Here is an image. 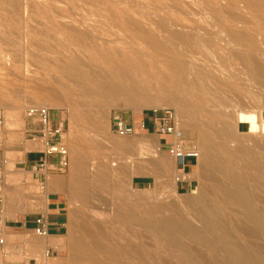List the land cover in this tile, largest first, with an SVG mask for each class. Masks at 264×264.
<instances>
[{"label": "rangeland", "instance_id": "374dc122", "mask_svg": "<svg viewBox=\"0 0 264 264\" xmlns=\"http://www.w3.org/2000/svg\"><path fill=\"white\" fill-rule=\"evenodd\" d=\"M14 3L15 12L20 19L18 39L14 43L5 41L4 44L3 36L0 35V160L9 161L4 167L2 162L0 163V199L2 200L0 201L2 206L0 214H10V216H3L5 219L0 218V234L4 231L7 232L6 246L0 250V264H39L44 251L47 249L46 246L43 249H38L37 241L41 236L36 233L31 236L20 237L16 222L9 220L14 218L13 208H4L12 194V189H10L11 193L9 194L8 188H12L20 172L19 166L15 167L14 149L19 147L20 140L26 137V111L30 106H47L53 109V117L61 114L66 118V129L63 136L69 148L70 166L65 172L54 173L50 179L64 180L66 189H59L58 191L67 201L68 230L61 237L60 246L55 253L61 259H55L53 263L90 264L83 260L81 254L78 252L75 254L71 245V239L82 237L84 234L83 223H87L90 232H93V236L91 234L88 241L94 248L98 259L97 264H167L166 262L179 264L178 259L175 258L178 252L169 247L170 245L164 239H160L159 235L151 229L141 228L142 226L137 224L131 225L124 216L126 206L130 204H135L137 210L147 218L152 213L160 216V213L157 212L160 211L158 205L174 199L178 203L181 201L180 204L182 205L184 198L187 197L186 194L192 190L191 188L184 193L177 190V179L176 182L173 181L174 177L178 178L177 163H174L176 162L175 159L168 154L161 144L160 136L151 133L154 131L153 111L155 109L134 110V108L126 106L123 101H118L107 107L99 101L91 100H86L82 105L72 103V98L63 89L56 87L51 80V76L58 69L57 54L64 53L62 55L64 57L79 56L86 61L90 60L98 65L102 64L105 70H109L112 76L127 88L136 86L149 92L151 94L150 103L160 105L156 109L159 111L168 108L176 111L173 107L172 94L177 93L178 97L186 101V109L182 110L183 115L179 117L180 122L195 124L193 125L194 129L182 124L181 129L184 132L185 141L189 145L198 147L200 156L202 152L199 144L201 143L200 135L209 134L222 144L224 152L229 153L230 151L236 155H239V146L242 149H249L252 141L255 140L258 144L255 146L256 148L252 147L253 155L263 157L264 160V147L262 148L264 144V89L259 88V85L264 83V76L256 73L254 68L256 64L264 65V58L262 59L264 57V0H15ZM11 5L12 3L9 1L4 3V7L7 9ZM236 6L239 10H236ZM238 18H243V20ZM0 23L3 27L6 25L4 19ZM230 30L232 33L229 32ZM196 31L200 32L197 33ZM201 32L204 33L201 35ZM210 33L213 36L209 35ZM224 33L226 34L224 35ZM203 34H207V37ZM243 34L246 35L243 36ZM82 36L94 40L101 51L98 53L89 48L88 45L79 43L78 41ZM179 36L181 37L179 38ZM219 37L222 39L220 40ZM246 37L248 38L247 41ZM7 43L14 45L11 46ZM227 43L232 45L229 46ZM236 47L237 49L239 47L240 50L235 49ZM199 67H202L201 70ZM253 73L255 76L252 75ZM244 74L247 75L240 76ZM159 76L161 77L158 78ZM189 76L190 78H187ZM249 82L251 86L248 85ZM255 82L257 83L255 84ZM54 88L57 89L56 92ZM188 91H190L189 94ZM35 96L38 98H33ZM99 113L103 114V119L98 118ZM143 115H146L144 118L146 131L137 129L136 132L124 136L112 131L115 117L120 116L129 122L133 117L137 118ZM225 125L233 129L234 135L227 136L224 134ZM26 138L29 139V136ZM41 148L44 149L43 146ZM126 148L130 152L126 151ZM130 149H133L132 153ZM134 152L135 154H133ZM78 153L84 156L85 164L83 167L87 171V180L92 186L89 203L88 200H83L74 194V190L79 185L78 176L80 172L78 167L72 166V159ZM260 153L263 154L260 155ZM163 157L169 158V164L175 170L167 177L160 176L156 172L155 165L152 166L155 160L161 161ZM149 160H152L153 163ZM88 161L90 163H87ZM10 163H13V166ZM102 164H105L106 167ZM197 166L198 163L194 166L191 176L193 179L192 187L199 186L197 179L200 184L199 167ZM103 172L107 174L108 182L104 187L98 178V175ZM128 175L131 176L128 177ZM205 184L209 185L208 182ZM129 185L134 186V188ZM181 189H187L185 183H182ZM170 191L172 194L169 193ZM257 193L259 197L261 196L257 205L264 210V201H262L264 188ZM163 194L165 197L162 196ZM108 199L109 202H107ZM178 199L180 200L178 201ZM233 211L234 207L231 203L223 205V215L229 220L222 230L229 229L234 235L233 237L238 239L239 243L243 242L242 245L244 246L262 249L264 245L263 236L258 238L249 232L240 233L236 230V225L245 228L248 224L245 222L244 224L238 216L232 213ZM104 219L106 221L101 223V220L104 221ZM99 221L100 224H97ZM100 227L101 232H99ZM129 227L133 233L129 231ZM103 233H106L108 238ZM247 235L248 238L249 236L251 238L248 239ZM99 238L102 243H99V240L96 241ZM187 241L188 239H185L187 244L194 245L192 241ZM97 244L102 247L104 244L108 247L104 246L105 249L103 247V250L100 248L101 253ZM166 244L169 245L170 249ZM260 244L261 246H259ZM129 245L141 247L142 251H138H144V253L139 252L137 254L134 252L132 254L128 251L127 255L124 250L126 251ZM108 250L114 251L109 252ZM203 251L209 254L207 249H203ZM114 254L116 257L112 256ZM159 254L161 255L159 256Z\"/></svg>", "mask_w": 264, "mask_h": 264}, {"label": "bare ground", "instance_id": "6f19581e", "mask_svg": "<svg viewBox=\"0 0 264 264\" xmlns=\"http://www.w3.org/2000/svg\"><path fill=\"white\" fill-rule=\"evenodd\" d=\"M9 1L12 3L10 8H5L4 3ZM15 0H0V21L3 19L6 21V25L4 27L0 23V35L3 36V42L8 41L10 43H14L17 41L19 36V25L20 19L15 12ZM129 2V1H128ZM196 3V2H195ZM252 3V2H251ZM197 4V3H196ZM218 4V3H217ZM253 4V3H252ZM241 5V4H240ZM259 5V4H258ZM264 5V4H263ZM200 6V5H198ZM218 6V5H217ZM244 6V5H243ZM191 7V6H190ZM219 7V6H218ZM226 7V6H225ZM230 7V6H229ZM234 7V6H232ZM174 8V7H173ZM238 7L236 6V10ZM216 9V8H215ZM232 9V8H230ZM193 10V9H191ZM224 10V9H223ZM226 10V9H225ZM233 10V9H232ZM235 10V11H236ZM245 12L246 10L243 9ZM250 10V9H249ZM178 11V10H177ZM196 11V10H195ZM234 11V12H235ZM205 12V11H204ZM202 12V13H204ZM228 12V11H227ZM238 12V11H236ZM229 13V12H228ZM251 13V12H250ZM226 14V13H225ZM238 14H240L238 12ZM237 14V15H238ZM242 14V13H241ZM229 15V14H228ZM236 15V16H237ZM247 15V14H245ZM233 16V15H232ZM239 17V16H238ZM245 17V16H244ZM248 17V16H247ZM246 17V18H247ZM208 18V17H207ZM224 18V17H223ZM235 18V17H234ZM250 18V17H249ZM163 19V18H162ZM170 19V18H169ZM220 19V17H219ZM237 19V18H236ZM242 19L243 18H238ZM251 19V18H250ZM255 19V18H254ZM259 19V18H258ZM164 20V19H163ZM210 20V19H209ZM247 20V19H246ZM264 20V19H263ZM262 20V21H263ZM215 22V21H214ZM222 22V21H221ZM253 22V20H252ZM212 23V22H211ZM255 23V22H254ZM253 23V24H254ZM176 24V22H175ZM231 24V23H230ZM250 24V23H249ZM214 25V24H213ZM238 26V25H237ZM240 26V25H239ZM176 27V26H175ZM192 29V28H191ZM195 29V28H194ZM209 29V28H208ZM213 29V28H212ZM215 29V28H214ZM237 29V28H236ZM262 29V28H261ZM260 29V30H261ZM264 30V29H263ZM184 31V30H183ZM190 31V30H189ZM259 31V30H258ZM91 32V31H90ZM176 32V31H175ZM179 32V31H178ZM194 32V31H193ZM197 32V31H196ZM200 32V31H199ZM197 32V33H199ZM231 32V30L229 31ZM251 32V31H250ZM260 32V31H259ZM262 32V31H261ZM187 33V32H185ZM195 33V32H194ZM204 32H201V35ZM206 33V32H205ZM221 34V32H219ZM232 33V32H231ZM255 33V32H254ZM78 34V33H77ZM182 34V33H181ZM217 34V33H216ZM226 33H224L225 35ZM256 34V33H255ZM259 34V33H258ZM85 35V34H84ZM207 35V34H206ZM203 34V36H206ZM209 35H212L211 33ZM226 38V36H224ZM246 34H243V36ZM190 36V35H189ZM213 36V35H212ZM211 36V37H212ZM221 36V35H218ZM181 36H179L180 38ZM207 37V36H206ZM217 37V36H216ZM259 37V35H258ZM194 38V37H193ZM247 38V37H246ZM250 38V37H249ZM255 38V36H254ZM264 38V37H263ZM178 39V38H177ZM200 39V38H199ZM198 39V40H199ZM221 40L222 38L219 37ZM237 39V38H236ZM10 40V41H9ZM201 40V39H200ZM239 40V39H238ZM236 40V41H238ZM242 40V39H241ZM248 38L246 39V41ZM259 40V39H258ZM190 41V40H189ZM216 41V40H215ZM82 45H88L89 48H92L94 51L98 53L101 51L98 44H95V41L89 38H84L83 36L78 41ZM196 42V41H195ZM206 42V41H205ZM208 42V41H207ZM214 42V41H213ZM225 42V41H224ZM224 42H221L224 44ZM227 42V39H226ZM232 42V41H230ZM239 42V41H238ZM7 43L11 46L14 44ZM198 43V42H196ZM219 43V42H218ZM235 43V42H234ZM250 43V41H249ZM229 43H227L228 45ZM199 45V44H198ZM232 44H229V46ZM256 45V44H255ZM200 46V45H199ZM209 46V45H208ZM226 46V45H225ZM235 46V45H234ZM238 46V45H237ZM243 46V45H242ZM218 47V46H217ZM203 48V47H202ZM234 48V47H233ZM232 48V49H233ZM13 49V48H12ZM221 49V48H219ZM237 49V47L235 48ZM234 49V50H235ZM240 50V48L238 47ZM237 49V50H238ZM262 49V48H261ZM204 50V48H203ZM244 50V49H243ZM222 51V50H221ZM242 51V49H241ZM252 51V50H251ZM243 52V51H242ZM245 52V51H244ZM263 52V51H262ZM246 53V52H245ZM250 53V52H249ZM256 53V52H253ZM64 53L57 54L58 59V69L56 73L51 76V80L56 87H60L64 90V92L72 98V103H76L78 105H82L86 100L91 101H99L103 106L107 107L116 103L118 101H123L126 106H130L134 108V110L142 109V108H152L158 109L160 105L150 103L151 94L145 91L143 88L135 87H126L122 82L116 80L112 73L109 70H105L102 64L93 63L90 60L86 61L82 57L79 56H62ZM261 54V53H260ZM263 54V53H262ZM90 55V54H89ZM128 55V54H127ZM259 55V54H258ZM257 56V55H256ZM227 58V56H225ZM264 57H262L263 59ZM228 59V58H227ZM259 59V57H258ZM16 60V59H15ZM264 60V59H263ZM220 61V60H219ZM109 62V61H108ZM253 62V61H251ZM259 62V61H258ZM137 63V62H136ZM174 63V62H173ZM179 64V63H178ZM241 64V63H240ZM255 64V63H254ZM222 65V64H220ZM244 65V64H243ZM189 66V65H188ZM198 67V66H197ZM214 67V66H213ZM217 67V66H216ZM227 67V66H226ZM238 67V66H237ZM180 68V67H179ZM189 68V67H188ZM192 68V67H191ZM190 68V69H191ZM200 68V67H199ZM202 68V67H201ZM201 68L199 70H201ZM211 68V67H210ZM220 68V67H218ZM223 68V67H221ZM255 72L260 76H264V65L256 64L254 65ZM193 69V68H192ZM196 69V67H195ZM212 69V68H211ZM216 69V68H215ZM224 69V68H223ZM239 69V68H238ZM242 69V68H241ZM183 70V69H182ZM203 70V69H202ZM213 70V69H212ZM243 70V69H242ZM179 71V70H178ZM196 71V70H195ZM205 71V70H204ZM215 71V70H214ZM217 71H219L217 69ZM223 71V70H222ZM220 71V72H222ZM233 71V70H231ZM237 71V69H236ZM203 72V71H202ZM216 72V71H215ZM225 72V71H223ZM243 72V71H241ZM240 72V74H241ZM14 73V72H13ZM184 73V71H183ZM209 73V72H208ZM226 73V72H225ZM192 74V73H191ZM199 74V73H198ZM205 74V73H204ZM238 74V72H237ZM134 75V74H133ZM157 75V74H155ZM222 75V74H221ZM247 74L240 75L246 76ZM254 75V73L252 74ZM193 76V75H192ZM195 76V75H194ZM209 76V75H208ZM238 76V75H237ZM255 76V75H254ZM135 77V76H134ZM159 76L158 78H160ZM174 77V76H173ZM186 77V76H185ZM163 78V77H162ZM187 78H190L187 77ZM213 78V77H212ZM216 78V77H214ZM225 78H227L225 76ZM247 78V77H246ZM257 78V77H256ZM176 79V78H175ZM250 79V78H249ZM264 79V78H263ZM193 80V79H192ZM231 80V79H229ZM245 80V79H244ZM196 81V80H195ZM246 81V80H245ZM244 81V82H245ZM253 81V80H252ZM251 81V82H252ZM241 82V81H240ZM254 82V81H253ZM260 82V81H259ZM207 83V82H206ZM210 83V82H208ZM257 82H255L256 84ZM246 84V83H244ZM248 84V83H247ZM254 84V85H255ZM250 85V82L248 84ZM253 85V86H254ZM258 85V84H257ZM256 85V86H257ZM205 86V85H204ZM255 86V87H256ZM259 88L264 89V83L259 85ZM189 87V86H188ZM187 87V88H188ZM212 87V86H211ZM245 88V86H243ZM258 87V86H257ZM136 88V89H135ZM173 88V87H172ZM213 88V87H212ZM253 88V87H252ZM199 89V87H198ZM205 89V87H204ZM51 90V89H49ZM55 92L57 89H55ZM200 90V89H199ZM254 90V89H253ZM220 91V90H219ZM218 91V92H219ZM257 91V89H256ZM254 91V92H256ZM51 92H54L51 90ZM190 91H188L189 94ZM259 92V90L257 91ZM256 92V93H257ZM58 93V92H57ZM60 93V92H59ZM208 93V92H207ZM214 93V92H213ZM205 94V93H203ZM221 94V93H220ZM156 95V94H155ZM192 95V94H191ZM257 95V94H256ZM193 96V95H192ZM204 96V95H203ZM216 96V95H215ZM228 96V95H227ZM188 97V95H187ZM222 97V96H221ZM35 99L38 96L33 97ZM194 98V97H193ZM205 99V98H204ZM229 99V98H228ZM263 99V98H262ZM149 100V102H148ZM167 100V99H166ZM207 100V99H206ZM172 101L174 103L173 107L177 112V124L180 128H182V124L194 129L191 122L186 123L183 121L180 122V116L182 114V110L186 107V101L183 98L178 97L177 93L172 94ZM234 101V100H233ZM35 103V101H33ZM161 102V101H160ZM167 102V101H166ZM216 102V101H215ZM188 103V102H187ZM209 103V102H208ZM207 103V104H208ZM122 104V103H121ZM220 104V103H218ZM162 105V104H161ZM206 105V103H205ZM189 106V105H188ZM196 106V105H195ZM200 106V105H198ZM235 107V106H234ZM90 108V107H89ZM202 108V107H201ZM226 108V107H224ZM249 108V107H248ZM95 109V108H94ZM186 109V108H185ZM214 109V108H213ZM227 109V108H226ZM238 109V108H237ZM200 110V109H199ZM212 110V109H211ZM210 110V111H211ZM225 110V109H224ZM229 110V109H228ZM262 110V109H261ZM107 111V110H106ZM208 111V110H207ZM227 112V110H226ZM230 112V110H229ZM239 113V111H237ZM246 112V111H245ZM248 112V111H247ZM231 113V112H230ZM262 113V112H261ZM260 113V114H261ZM214 114V113H212ZM216 114V113H215ZM200 115V114H199ZM227 115V114H226ZM225 115V116H226ZM231 115V114H230ZM238 115V114H236ZM250 115V114H249ZM262 115V114H261ZM260 115V116H261ZM214 117V116H213ZM230 117V116H229ZM98 118L103 119V114L99 113ZM189 118V117H188ZM215 118V117H214ZM253 118V117H252ZM204 119V118H203ZM221 119V118H220ZM262 120V119H261ZM196 121V120H195ZM202 121V120H201ZM222 123V122H221ZM260 123V122H259ZM198 124V123H197ZM202 124V123H201ZM213 124V123H212ZM226 124V123H225ZM261 124V123H260ZM199 125V124H198ZM215 126V125H214ZM217 126V125H216ZM215 126V127H216ZM221 126V125H220ZM232 126V125H231ZM236 126V125H235ZM258 126V125H257ZM224 134L227 136L234 135L233 129L227 125L224 126ZM201 128V127H200ZM204 128V127H203ZM217 129V128H216ZM197 130V129H196ZM207 130V129H206ZM210 130V129H209ZM218 130V129H217ZM261 130V129H259ZM237 131V130H236ZM250 131V129H249ZM248 131V132H249ZM210 132V131H206ZM261 132V131H260ZM219 133V132H218ZM223 133V132H222ZM221 133V134H222ZM255 134V133H254ZM253 134V135H254ZM215 135V134H214ZM220 135V133H219ZM225 135V136H226ZM236 135V134H235ZM257 135V134H256ZM224 136V135H222ZM238 136V135H237ZM259 136V135H258ZM247 137V136H246ZM264 137V136H263ZM218 138V137H217ZM223 138V137H221ZM239 140V138H237ZM252 139V138H251ZM70 142V141H69ZM114 142V141H113ZM115 142H117L115 140ZM200 146L202 149L201 156L198 160L199 167V180L198 185L196 187H192V190L189 194H186L187 197L184 198L183 204L176 202L174 200L166 201L168 203L158 205V213L160 216H156L158 214H150V217H145L137 210L135 204H130L126 206L125 214L126 220L131 225H140L141 228L151 229L154 233L159 235L160 239H164L167 247H171L178 252L177 258L179 264H264V245L261 249L260 247L257 249L255 247H247L242 245L243 242H238V239H235L228 230H222L227 224V217L225 218L223 215V205L225 203H231L234 207V211L232 212L234 215L238 216L241 221L248 226L243 228V226H237L236 230L240 233L249 232L252 235L263 236L264 237V210L261 209V206L258 207L257 201H260L258 191L264 188V160L263 157L254 156L252 151V147L257 146L255 140L252 141L249 149H242L239 146L238 154L226 153L222 150V144L216 141L211 135L204 134L200 135ZM225 142V141H224ZM228 142V141H227ZM126 143V142H125ZM229 143V142H228ZM231 144V143H230ZM120 145V144H119ZM124 145V144H123ZM134 145V144H132ZM233 145V144H231ZM117 146V144H116ZM130 146V145H129ZM136 146V145H135ZM134 146V147H135ZM227 146H229L227 144ZM245 146V147H246ZM261 146V145H260ZM125 147V146H124ZM231 147V146H230ZM243 147V146H242ZM264 147V144L262 148ZM83 148V147H82ZM94 148V147H93ZM101 148V147H100ZM117 148V147H116ZM256 148V147H255ZM258 148V147H257ZM261 148V147H260ZM259 148V149H260ZM71 149V148H70ZM95 149V148H94ZM120 149V148H119ZM122 150V149H121ZM124 150V149H123ZM131 150V149H130ZM72 151V150H71ZM126 151L130 152L127 148ZM133 149L131 150L132 153ZM262 151V150H257ZM257 151H255L257 153ZM264 151V150H263ZM80 152V151H79ZM161 152V151H160ZM234 152V151H233ZM236 152V151H235ZM73 153V151H72ZM124 153V152H123ZM135 154V152L133 153ZM263 154V153H262ZM260 153V155H262ZM131 155V154H129ZM259 155V154H258ZM116 157V156H115ZM135 157V156H134ZM158 157V156H157ZM73 158V157H72ZM112 158V157H111ZM145 158V157H144ZM136 159V158H134ZM90 160V159H88ZM92 160V159H91ZM143 160V159H142ZM146 160V159H145ZM148 160V159H147ZM152 161V160H151ZM149 160V162H151ZM119 162V161H117ZM156 172L163 177H167L172 171L174 172L169 164V158L163 157L162 160H155ZM87 163H90L89 161ZM121 163V162H120ZM153 163V161H152ZM151 163V164H152ZM176 163V162H174ZM72 166H76L79 168V176H78V187L74 190V194L80 197L83 200L91 199L92 195V186L87 180V171L83 167L85 164V159L83 154L78 153L74 159H72ZM106 164V163H105ZM105 164L103 166H105ZM118 164V163H117ZM98 165V164H97ZM116 165V164H115ZM88 166V165H87ZM90 166V165H89ZM176 166V164H175ZM98 167V166H97ZM96 167V168H97ZM106 167V166H105ZM108 167V166H107ZM136 167V166H135ZM99 168V167H98ZM109 168V167H108ZM118 168V167H117ZM114 169V168H113ZM123 169V168H122ZM121 169V170H122ZM140 169V168H139ZM111 170V169H109ZM120 170V169H119ZM120 170V171H121ZM150 171V169H148ZM127 171V170H125ZM131 171V170H130ZM140 171V170H139ZM143 171V170H142ZM112 173V171H111ZM124 173V172H123ZM128 173V172H127ZM176 173V172H175ZM95 174V173H94ZM113 174V173H112ZM129 174V173H128ZM140 174V173H139ZM142 174V173H141ZM110 175V174H109ZM178 175V173H177ZM127 176V175H126ZM131 176V175H130ZM128 175V177H130ZM141 176V175H140ZM176 176V175H175ZM190 176V175H189ZM110 177V176H109ZM98 178L101 184L106 186L107 182V174L103 172L98 175ZM133 179V178H132ZM177 178L174 177L173 181L176 182ZM195 179V180H196ZM112 182V181H111ZM128 182V181H126ZM161 182V181H160ZM205 182H208L207 186ZM92 183V182H91ZM130 183V182H129ZM167 183V182H166ZM94 184V183H93ZM113 185V184H112ZM170 185V184H169ZM118 186V185H117ZM130 187L131 186L129 185ZM159 186V185H158ZM97 187V186H96ZM113 188V187H112ZM116 188V187H114ZM104 189V188H103ZM147 189V188H146ZM143 190V189H142ZM149 190V189H148ZM163 190V189H160ZM153 191V190H152ZM157 191V190H156ZM165 191V190H164ZM176 192V191H173ZM263 192V191H262ZM71 193V192H70ZM109 193V192H108ZM152 193V192H151ZM171 193V191L169 192ZM73 194V193H72ZM113 194V193H111ZM160 194V193H159ZM172 194V193H171ZM96 195V194H95ZM116 195V194H115ZM185 195V196H186ZM100 196V195H99ZM102 196V195H101ZM106 196V195H105ZM156 197V195H154ZM162 196L165 197V194ZM168 196V195H167ZM104 197V196H103ZM154 197V198H155ZM158 197V196H157ZM170 197V196H169ZM100 198V197H99ZM109 198V197H108ZM151 198V197H150ZM163 198V197H161ZM105 199V198H103ZM159 199V197H158ZM173 199V198H172ZM261 199V198H260ZM264 199V197H263ZM262 199V201H264ZM72 200V199H71ZM101 200V199H100ZM112 200V199H110ZM180 199H178L179 201ZM161 201V200H160ZM104 202V201H103ZM109 202V199L108 201ZM159 202V201H158ZM105 203V202H104ZM117 203V202H116ZM153 203V202H152ZM264 203V202H263ZM110 204H112L110 202ZM128 204V203H127ZM259 204V203H258ZM78 205V204H77ZM98 205V204H97ZM109 206V203H107ZM114 206V205H113ZM118 206V205H117ZM119 207V206H118ZM153 207V206H151ZM225 207V206H224ZM90 208V207H89ZM113 208V207H112ZM116 208V207H114ZM122 208V206H121ZM120 208V209H121ZM107 209V208H106ZM105 209V211H106ZM110 209V208H109ZM118 209V208H117ZM115 209V210H117ZM110 211V210H109ZM121 211V210H120ZM149 211V210H148ZM153 211V209H152ZM108 212V209H107ZM116 212V211H115ZM119 212V211H118ZM143 212V211H142ZM156 212V211H154ZM231 212V211H229ZM76 213V212H75ZM74 213V214H75ZM83 214V213H81ZM110 214V212H109ZM121 214V213H120ZM228 214V213H227ZM76 215V214H75ZM87 215V214H86ZM84 215V216H86ZM94 215V214H93ZM106 215V212H105ZM145 215V214H144ZM229 215V214H228ZM78 216V214H77ZM119 216V215H118ZM90 217V216H89ZM235 217V216H234ZM98 218V217H97ZM117 218V217H116ZM230 218V217H229ZM237 218V219H238ZM82 219L83 216H82ZM236 219V218H235ZM90 220V219H88ZM92 220V218H91ZM94 220V219H93ZM113 220V219H112ZM95 221V220H94ZM97 221V220H96ZM104 219L101 220L105 222ZM72 222V221H71ZM96 223V222H95ZM100 224V221L97 224ZM117 223V222H116ZM235 223V220H234ZM244 223V224H245ZM77 224V223H76ZM80 224V223H79ZM90 224V223H88ZM237 224V222H236ZM243 224V225H244ZM82 225V224H81ZM80 225V226H81ZM96 225V224H95ZM250 225V226H249ZM75 226V225H74ZM91 226V225H90ZM127 226V225H125ZM137 228V229H141ZM82 229L84 234L80 238L71 239V245L73 246V251L75 254L78 252L81 254L84 261L89 262L90 264H97L98 259L96 257L94 248L91 243L88 241V238L93 233L90 232V228L87 223H83ZM99 229V228H98ZM104 229V228H103ZM130 229V227H129ZM92 230V229H91ZM128 230V229H127ZM131 231V229L129 230ZM235 231V230H234ZM101 232V227L100 231ZM103 232V230H102ZM106 232V231H104ZM148 232V230H147ZM81 233V232H80ZM95 233V232H94ZM98 233V232H96ZM131 233H133L131 231ZM145 233V232H144ZM248 233V235H249ZM106 234V233H103ZM102 234V236H103ZM148 234V233H146ZM151 234V233H150ZM120 235V234H119ZM142 235V234H141ZM145 235V234H144ZM149 235V234H148ZM247 235V238H248ZM2 236V235H1ZM93 236V234H92ZM98 236V235H95ZM106 238L107 234L105 235ZM143 236V235H142ZM245 236V235H244ZM4 237V236H3ZM121 237V236H120ZM135 238H137L134 235ZM151 237V236H150ZM262 237V238H263ZM97 238V237H96ZM104 238V237H103ZM105 238V239H106ZM157 238V236H156ZM249 238H251L249 236ZM248 238V239H249ZM257 238V239H258ZM125 239V238H124ZM123 239V240H124ZM139 239V237H138ZM185 239L188 241H192L194 245L187 244ZM256 239V240H257ZM102 243L100 238L96 241ZM127 240V239H126ZM159 240V238H158ZM242 240V239H241ZM130 241V240H129ZM140 241V239H139ZM142 241V240H141ZM187 241V242H188ZM259 241V240H257ZM262 241V240H261ZM110 242V241H109ZM145 242V240H144ZM249 242V241H248ZM247 242V243H248ZM251 242V241H250ZM249 242V243H250ZM120 243V242H119ZM127 243V242H126ZM134 243V242H133ZM191 243V242H190ZM192 243V244H193ZM264 243V242H263ZM129 244V243H128ZM142 244V243H141ZM153 244V243H152ZM256 244V243H255ZM254 244V245H255ZM99 247L98 250H101L103 247L97 244ZM118 245V244H117ZM137 246V244H135ZM146 245V244H142ZM6 246V244H5ZM116 247V245H114ZM120 246H122L120 244ZM134 245L127 246V250L124 252L127 253H139L142 251L141 247H136ZM139 246V245H138ZM153 246V245H152ZM151 246V247H152ZM163 246V245H162ZM165 246V245H164ZM261 246V244L259 245ZM96 247V246H95ZM104 247V249H105ZM168 247V248H169ZM101 248V249H100ZM124 248V245H123ZM145 248V247H144ZM166 248V249H168ZM113 249V248H112ZM151 249V248H150ZM170 249V248H169ZM203 249H207L209 254H206ZM103 250V249H102ZM101 250V253H102ZM116 250V249H115ZM141 250V251H138ZM109 251V250H108ZM114 251V250H111ZM109 251V252H111ZM171 251V250H169ZM207 251V252H208ZM118 252V251H117ZM172 252V251H171ZM176 252V253H177ZM115 253V252H114ZM144 253L141 252V254ZM146 253V252H145ZM170 253V252H169ZM109 254V253H108ZM131 254V255H132ZM149 254V253H148ZM157 254V253H156ZM110 255V254H109ZM161 254H159L160 256ZM112 256H115L112 255ZM118 256V255H117ZM139 256V255H138ZM175 256V255H174ZM70 257V256H69ZM77 257V255H76ZM116 257V256H115ZM133 257V256H132ZM145 257V256H143ZM153 257V256H152ZM165 257V256H163ZM173 257V256H171ZM146 258V257H145ZM138 259V258H137ZM155 259H157L155 257ZM165 259V258H164ZM167 259V258H166ZM72 260V259H70ZM80 260V259H79ZM101 260V259H100ZM136 260V259H135ZM141 260V259H140ZM159 260V258H158ZM168 260V259H167ZM74 261V260H73ZM103 261V260H102ZM139 261V260H138ZM144 261V260H142ZM147 261V260H146ZM153 261V260H152ZM162 261V260H161ZM169 261V260H168ZM100 262V261H99ZM164 262V261H163ZM77 263V261H76ZM119 263V262H118ZM146 263V262H145ZM169 264L170 262H166ZM101 264V263H100ZM105 264V263H104ZM120 264V263H119ZM123 264V263H122ZM150 264V263H149ZM163 264V263H162ZM172 264V263H171ZM175 264V262H174ZM177 264V263H176Z\"/></svg>", "mask_w": 264, "mask_h": 264}, {"label": "crops", "instance_id": "0c3cea01", "mask_svg": "<svg viewBox=\"0 0 264 264\" xmlns=\"http://www.w3.org/2000/svg\"><path fill=\"white\" fill-rule=\"evenodd\" d=\"M146 116L133 117L139 126L145 124ZM57 118L61 121H66L65 116L58 114ZM129 121V122H131ZM25 136H29V139L20 140L19 147L14 149V163L15 167L19 166L20 172L13 183L12 188L9 187V194L12 191L11 197L8 202L4 205V208H13L14 218L9 219L16 222L18 235L31 236L35 234L37 227L36 220L43 216L48 223L49 236L41 237L37 241L38 249L46 248L52 249L54 258L49 261V264H54L53 260L61 259L55 255L56 250L60 246L61 237L68 230V216H67V201L63 197L59 189H66L64 186V180L50 179L54 173L52 172L51 166L45 168H38L37 163L42 161L44 155L42 154L43 146L40 140V133L38 126L27 118ZM154 134V131H151ZM161 140V138H160ZM3 167L9 161L0 160ZM187 168L184 173L186 174V180L177 182V190L184 193L189 191L193 186V175L194 166L196 161L193 158H186L184 160ZM177 165L180 162H176ZM189 163V164H188ZM13 166V163H10ZM190 175V176H189ZM182 183H185L187 189H181ZM41 188V191L39 189ZM10 189H12L10 191ZM2 206L0 205V208ZM6 214V215H5ZM10 216L9 213L0 214V218ZM5 219V218H3ZM2 223L4 221L1 219ZM6 238L7 232L4 231L0 234ZM17 235V236H18ZM44 261L43 255L39 264Z\"/></svg>", "mask_w": 264, "mask_h": 264}, {"label": "built area", "instance_id": "2783aa9c", "mask_svg": "<svg viewBox=\"0 0 264 264\" xmlns=\"http://www.w3.org/2000/svg\"><path fill=\"white\" fill-rule=\"evenodd\" d=\"M154 133L160 136L161 144L168 154L180 162L177 165L178 178L177 182L186 180L184 173L187 165L184 160L193 158L196 163L200 158L198 147L187 144L183 130L177 124V115L174 109L154 110ZM27 118L33 121L39 129L40 140L43 144L42 154L44 158L37 163L38 168L51 166L53 173L65 172L70 166L69 148L64 141V132L66 129V121H61L57 117H53V109L47 106H30L26 111ZM115 123L112 131L119 135H128L136 132L137 129L146 131V125H138L134 120L125 121L120 116L114 118ZM1 163V162H0ZM1 168V165H0ZM1 192V190H0ZM0 201H2L0 199ZM35 233L41 237H48V223L43 216L36 220ZM6 244L5 237L0 235V250ZM54 258L52 249L47 248L43 253V263L49 264Z\"/></svg>", "mask_w": 264, "mask_h": 264}, {"label": "flooded vegetation", "instance_id": "af4514ba", "mask_svg": "<svg viewBox=\"0 0 264 264\" xmlns=\"http://www.w3.org/2000/svg\"><path fill=\"white\" fill-rule=\"evenodd\" d=\"M146 116V115H145Z\"/></svg>", "mask_w": 264, "mask_h": 264}]
</instances>
